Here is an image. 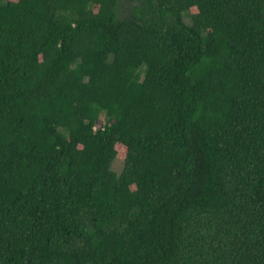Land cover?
Returning a JSON list of instances; mask_svg holds the SVG:
<instances>
[{"label":"trees","instance_id":"obj_1","mask_svg":"<svg viewBox=\"0 0 264 264\" xmlns=\"http://www.w3.org/2000/svg\"><path fill=\"white\" fill-rule=\"evenodd\" d=\"M118 3L0 0V264H264V0Z\"/></svg>","mask_w":264,"mask_h":264},{"label":"rangeland","instance_id":"obj_2","mask_svg":"<svg viewBox=\"0 0 264 264\" xmlns=\"http://www.w3.org/2000/svg\"><path fill=\"white\" fill-rule=\"evenodd\" d=\"M128 6H129V0H119L117 12L120 17L127 15ZM185 20L189 21L188 18H186ZM121 167H122V158L117 156V158L114 160L113 168L119 171Z\"/></svg>","mask_w":264,"mask_h":264}]
</instances>
